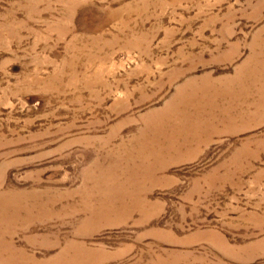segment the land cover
<instances>
[{"label": "rangeland", "instance_id": "obj_1", "mask_svg": "<svg viewBox=\"0 0 264 264\" xmlns=\"http://www.w3.org/2000/svg\"><path fill=\"white\" fill-rule=\"evenodd\" d=\"M0 264H264V0H0Z\"/></svg>", "mask_w": 264, "mask_h": 264}, {"label": "bare ground", "instance_id": "obj_2", "mask_svg": "<svg viewBox=\"0 0 264 264\" xmlns=\"http://www.w3.org/2000/svg\"><path fill=\"white\" fill-rule=\"evenodd\" d=\"M191 99L192 98H188V99L185 98V102L186 101L191 102ZM183 100H184V98H183ZM190 104L192 105V107H195L196 106V105H194V102L193 103L191 102ZM193 109L194 110H190V111H185V109L184 110L183 109L182 110L179 109V110L174 111V114H176V117L179 119L177 121L179 125H177V127H176L175 124H174L175 126H172L171 124L170 125L169 124H163V126L165 127V129L164 130H160V131H156L155 132V135L150 138L151 143L152 144L153 143L154 144H157V146H158L157 147L158 148V150H157L158 151V154L155 155V156H158V157L161 156L163 153H165L168 150V148H169L170 145H177L180 142H185V140L183 138V134H185L187 132L189 133L190 131L192 133H194V131H196L197 129H200V126L204 122L208 121L206 119V117H205V115H208V112L206 110H204V109H202V107H198V106L195 107V108H193ZM178 112H179V116H178ZM211 115H212V117H215V114L212 111H211ZM185 126H187L188 128L186 127V129H184ZM145 145H148V144L143 143L142 147H144ZM149 146H150V144H149ZM144 163H146V162H144ZM142 167H145V165L142 166Z\"/></svg>", "mask_w": 264, "mask_h": 264}]
</instances>
